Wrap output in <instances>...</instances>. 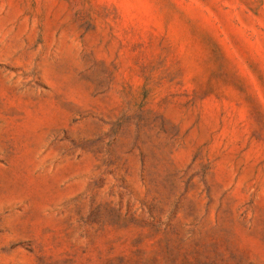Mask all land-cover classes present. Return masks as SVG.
Here are the masks:
<instances>
[{
  "label": "rangeland",
  "instance_id": "374dc122",
  "mask_svg": "<svg viewBox=\"0 0 264 264\" xmlns=\"http://www.w3.org/2000/svg\"><path fill=\"white\" fill-rule=\"evenodd\" d=\"M0 264H264V0H0Z\"/></svg>",
  "mask_w": 264,
  "mask_h": 264
}]
</instances>
